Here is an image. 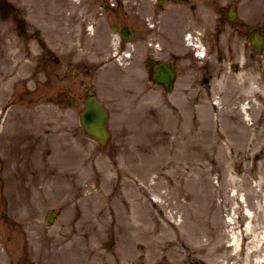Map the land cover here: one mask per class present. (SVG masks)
<instances>
[{
  "label": "rangeland",
  "instance_id": "374dc122",
  "mask_svg": "<svg viewBox=\"0 0 264 264\" xmlns=\"http://www.w3.org/2000/svg\"><path fill=\"white\" fill-rule=\"evenodd\" d=\"M31 7L33 11L29 8L30 13L46 41L51 34V40L54 44L59 43L63 47H67L69 52H72V46L76 47V43L73 40L71 42L66 41L67 37L59 40L61 38L60 32L57 29L53 32V26L59 25L55 16L64 9L52 5L45 10V14L48 16H40L34 15V13H36V7L40 9L41 7L36 4H32ZM79 14L80 16L83 15L82 6L79 8ZM102 22L104 24L103 20ZM106 42V38L103 37L101 45ZM26 56L28 54H22L21 88L28 86L32 89L37 83H43L45 75L34 67V52H31L27 58ZM85 59L88 62L90 57L86 56ZM100 59L103 60L104 57L102 56ZM262 68H264V62H262ZM113 70L125 77L124 69L109 64L93 72V79L90 81L94 83L97 93L107 104L110 112L112 111L109 125L113 129L114 137L107 148H100L95 141L82 133L79 123L73 119L71 110L66 111L64 107V109L59 108L50 103L45 98L44 86L38 87V94H43L41 98H36L37 95H24L26 98L21 101L22 106L20 107V116H22L20 118H22L23 123L20 124L19 116L14 113L16 109L13 108L9 111L5 123L2 124L0 174L5 181L8 178L12 184L10 186L12 196L9 197V210H11L12 215L20 216L25 215L31 209L37 211V230L27 231V239L22 238L21 241L36 245L38 264H64V262L67 264H137L139 260L142 264H162L159 251L151 239L134 240L129 244L128 234L122 233L126 226L123 225V221H118L116 217L114 201L119 202V199L125 198L121 196L125 195L124 191H120L122 190V183H126V178H137V175L122 176L133 169V156L137 155L140 150H157L161 138L163 142L164 137L173 135L168 131L178 121L181 123L178 127V137L188 135L185 136L186 139L195 138L197 136H194L196 129L201 130L202 133L209 132L212 129L211 125L207 123L210 118L218 119V126L215 125V128H222L230 136L236 135L234 133L239 134V137L234 136L237 141L231 146H229L231 143L226 145L225 150L233 156L235 161L230 164L229 170L233 172L232 176L237 182L236 187L240 191L237 201L235 203L232 201L225 206L224 212L221 214V222L238 219L239 214L234 212L238 201L242 203V207L248 205L249 210L256 213L255 203L259 198L258 193L264 195V187L260 184V181L264 182V148L263 157L260 156V160L253 166L250 151H242L244 147L242 150L239 147L240 136L246 135V131L242 128L238 108H236L237 111L225 109L238 96L237 93H233V86L237 85L233 84L235 82H228L230 91L227 88L226 97L217 111H213L208 103L200 104L196 107L195 117L192 118L193 120L198 117L197 120H195L194 125L192 123V125L187 126L185 121L189 118H180L179 112L173 106H169L170 110L166 113L163 112V109L160 110L159 106L144 102H141L139 106H134L126 98L128 97L126 82L124 85V82L119 81L121 86L115 87L116 83L112 78L117 77L118 74ZM246 78L244 81L247 83L248 77L246 76ZM258 82L260 86L264 87V72ZM13 86L14 79L11 78L7 89L1 93L0 99L10 94ZM29 98V101L26 100ZM248 114L250 120H247V123L249 124L258 121L260 117L263 118V113L254 112L253 108ZM164 122L166 126H164ZM198 123L200 124L198 125ZM261 124L257 122V135L261 131ZM19 134H23V139L20 141L18 139ZM119 135H123L121 147L118 146ZM250 147L254 149L253 146L246 149L248 150ZM258 147L260 148V145L255 144V148ZM175 148V145L172 146L171 151L173 152ZM240 155L241 160L244 161L243 164L240 163ZM73 168L78 169L73 170L72 173ZM118 173H120L119 177H117ZM227 175L228 172L225 173V176ZM18 180L21 185H18ZM36 181L38 183L35 189L32 183ZM211 181L213 186L217 187L222 184V176L217 172L212 175ZM75 185L78 187L77 190ZM225 188L228 197L234 195L235 188L227 185ZM161 191L164 192V190ZM198 193L201 194V188ZM101 195L105 197L101 201L112 196L115 197L112 200L113 209L111 208L110 213H104V216L98 213V209L101 208V206L98 208V199ZM218 199L216 197L215 202H218ZM143 200L147 201L152 213H158L156 208L151 207L148 197H143ZM17 205L18 207H16ZM53 207L62 212L59 217L55 218L52 226H48L44 220L45 213ZM166 211L174 214L177 211L175 217L177 223L189 215L185 208L178 207V209L172 210L167 208ZM211 212L215 214L214 209ZM81 214L85 215V220H88L89 217H97L98 224L94 225L95 223L92 224L90 220L87 222L84 220L81 231L73 229L72 223L71 226H68V221L70 222L72 219L75 222L79 219L78 217L82 216ZM100 217L105 218V220L101 218V222H99ZM12 218H10L11 221H13ZM218 223L219 220L217 225ZM11 229L12 231L8 229L7 225H1V230L4 231L5 236L11 235L10 239L3 240L5 243H9L7 247L10 253L17 242L13 234L10 233L15 232V228L11 227ZM234 235L235 233L230 232L228 241L238 247L239 239L235 240ZM57 250L59 253L66 251L67 259L62 257L59 262L54 261ZM1 258L3 255L0 253ZM186 264L200 263L196 260H188Z\"/></svg>",
  "mask_w": 264,
  "mask_h": 264
},
{
  "label": "bare ground",
  "instance_id": "6f19581e",
  "mask_svg": "<svg viewBox=\"0 0 264 264\" xmlns=\"http://www.w3.org/2000/svg\"><path fill=\"white\" fill-rule=\"evenodd\" d=\"M240 96L264 99V87L253 83L243 86ZM251 108L255 111L261 109L264 113V101L256 104L253 100L248 108L244 104L238 106L242 128L251 130L250 133L254 124H246L248 118L245 115ZM225 109L237 111L233 105ZM207 123L212 129L204 133L197 129L194 135L197 136L190 138L189 145L185 136L165 137L157 150L147 151L142 158L144 167L136 170L138 179L129 177L122 187L125 198L114 201L118 221H124L127 226V231L122 232L128 234L129 244L134 240L151 239L162 264H186L188 260H196L200 264H264V195L258 193L256 213H250L248 205L242 207L238 201L234 208V212L239 214L238 219L221 222L225 206L232 201L235 203L240 191L233 172L229 170L235 161L225 150L226 145L231 143V146L237 141L234 136L239 137V134L230 136L222 128L215 129V125L218 126L215 119ZM245 136H240V148L245 145ZM168 141L176 147L173 152ZM248 142L260 145L261 150L256 155L263 157L264 118L261 133H254ZM217 172L222 176V184L214 187L211 177ZM122 176L128 177L127 174ZM260 184L264 187V182L260 181ZM225 185L235 188L234 195L227 196ZM200 188L201 194L198 193ZM163 189L164 192L161 191ZM143 197L150 199V205L157 209V214L152 213ZM216 197L218 202H215ZM178 207L187 209L189 215L177 223V211L168 213L166 209ZM212 209L215 214H212ZM230 232L235 233V240H241L240 249L229 243Z\"/></svg>",
  "mask_w": 264,
  "mask_h": 264
},
{
  "label": "flooded vegetation",
  "instance_id": "af4514ba",
  "mask_svg": "<svg viewBox=\"0 0 264 264\" xmlns=\"http://www.w3.org/2000/svg\"><path fill=\"white\" fill-rule=\"evenodd\" d=\"M101 3L95 0L90 6L100 8ZM262 9L264 0H128L126 5L120 0L104 14L113 16L119 29L126 28L127 40H120L117 51L126 52L132 83L142 76L144 90L158 88L166 93L165 86L156 85L153 77L158 70L173 73L170 95L178 103L196 105L202 96L211 100L215 86L224 85L227 72H238L246 60L250 63L248 70L253 69L251 63H258L262 50L251 46L249 39L258 31L264 33ZM0 13L2 20L13 23L14 33L9 28L7 32L20 47L26 36L22 9L2 0ZM93 15L95 29L100 28L101 11ZM85 34L83 30L79 36L85 39ZM83 84V80L72 82L62 91L71 93L70 100L75 103ZM167 99L162 94L159 101Z\"/></svg>",
  "mask_w": 264,
  "mask_h": 264
},
{
  "label": "water",
  "instance_id": "95a60500",
  "mask_svg": "<svg viewBox=\"0 0 264 264\" xmlns=\"http://www.w3.org/2000/svg\"><path fill=\"white\" fill-rule=\"evenodd\" d=\"M88 109L92 112V117L85 122L89 133L100 140L101 143H105L107 139V133L105 130V114L100 104L94 100H88L86 102Z\"/></svg>",
  "mask_w": 264,
  "mask_h": 264
}]
</instances>
